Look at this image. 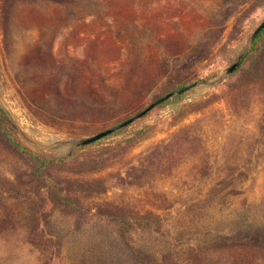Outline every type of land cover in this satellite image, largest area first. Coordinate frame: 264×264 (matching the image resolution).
<instances>
[{"label": "rangeland", "instance_id": "374dc122", "mask_svg": "<svg viewBox=\"0 0 264 264\" xmlns=\"http://www.w3.org/2000/svg\"><path fill=\"white\" fill-rule=\"evenodd\" d=\"M263 19L264 0H0L27 148L0 127V264H264Z\"/></svg>", "mask_w": 264, "mask_h": 264}, {"label": "water", "instance_id": "95a60500", "mask_svg": "<svg viewBox=\"0 0 264 264\" xmlns=\"http://www.w3.org/2000/svg\"><path fill=\"white\" fill-rule=\"evenodd\" d=\"M264 29V19L257 25V27L254 29L251 37H250V42H253L255 40V38L261 33V31ZM244 55H245V52H243L239 57H238V60L235 61L230 67H228L226 69V74H231L233 73L237 68L238 66L240 65L241 63V60L244 58ZM200 82H204V81H196L190 85H187L186 87H183L182 89L178 90L177 92H171V93H168L167 95L157 99L156 101H154L153 103H151L148 107H146L143 111L137 113L136 115L110 127V128H107L105 130H102L94 135H91V136H87V137H84L83 139H81L78 143V145H86V144H90L94 141H97L103 137H106L107 135L109 134H112L113 132H115L116 130L124 127V126H127L129 125L130 123H132L133 121H135L136 119L142 117L143 115H145L146 113H148L151 109H153L156 105H158L159 103H161L162 101L174 96L175 94H180L188 89H190L191 87L199 84Z\"/></svg>", "mask_w": 264, "mask_h": 264}, {"label": "trees", "instance_id": "16d2710c", "mask_svg": "<svg viewBox=\"0 0 264 264\" xmlns=\"http://www.w3.org/2000/svg\"><path fill=\"white\" fill-rule=\"evenodd\" d=\"M262 33H264V29L261 31V33L257 36V38L255 39L254 43H253V51L255 52L258 49V45H257V39L262 35ZM249 54L246 55L245 59L247 58ZM245 59L241 62V65L243 64V62L245 61ZM240 66H238V68L235 70V72H237L240 69ZM234 72V73H235ZM165 102L162 101L161 103ZM159 103V104H161ZM0 127L5 129L7 132V136L9 137V139L12 141L13 144H15L16 146H18L20 149H24L25 147H23L18 140L13 136L12 130L14 128V123L12 122V120L10 119V117L8 116L6 110L2 107V105L0 104ZM98 141V140H97ZM97 141H94L92 143H95ZM27 149V148H25ZM33 157L35 159H37L39 161V166L42 167L46 164H48L51 159L48 158H42L39 155L32 153Z\"/></svg>", "mask_w": 264, "mask_h": 264}]
</instances>
